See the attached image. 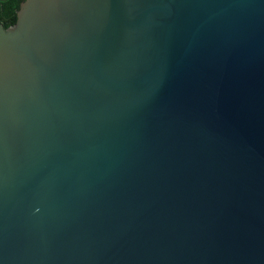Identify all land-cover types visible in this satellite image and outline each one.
Listing matches in <instances>:
<instances>
[{
    "label": "water",
    "instance_id": "95a60500",
    "mask_svg": "<svg viewBox=\"0 0 264 264\" xmlns=\"http://www.w3.org/2000/svg\"><path fill=\"white\" fill-rule=\"evenodd\" d=\"M0 264H264V0H23Z\"/></svg>",
    "mask_w": 264,
    "mask_h": 264
},
{
    "label": "trees",
    "instance_id": "16d2710c",
    "mask_svg": "<svg viewBox=\"0 0 264 264\" xmlns=\"http://www.w3.org/2000/svg\"><path fill=\"white\" fill-rule=\"evenodd\" d=\"M23 0H6L0 3V24L5 29L12 26L16 19V12Z\"/></svg>",
    "mask_w": 264,
    "mask_h": 264
},
{
    "label": "flooded vegetation",
    "instance_id": "af4514ba",
    "mask_svg": "<svg viewBox=\"0 0 264 264\" xmlns=\"http://www.w3.org/2000/svg\"><path fill=\"white\" fill-rule=\"evenodd\" d=\"M5 2V1H4ZM3 3V2H2Z\"/></svg>",
    "mask_w": 264,
    "mask_h": 264
}]
</instances>
